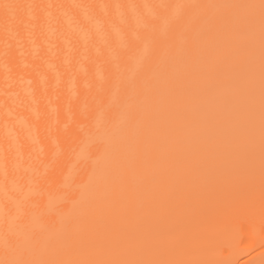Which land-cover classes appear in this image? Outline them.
I'll list each match as a JSON object with an SVG mask.
<instances>
[{
	"label": "snow or ice",
	"instance_id": "snow-or-ice-1",
	"mask_svg": "<svg viewBox=\"0 0 264 264\" xmlns=\"http://www.w3.org/2000/svg\"><path fill=\"white\" fill-rule=\"evenodd\" d=\"M20 5L0 3L6 24ZM172 15L143 21L119 55L120 70L94 97L96 110L83 114L86 124L65 138L63 159L54 160L51 175H36L31 183L38 200L27 207L41 232L51 233L64 210L78 206V219L90 216L104 202L127 197L128 212L141 215L135 203L146 204L139 231L153 229V214L167 224L156 239L138 245L140 251L121 258L34 260L16 256L18 245L5 241L0 264H210L195 249L227 224L242 203L250 220L264 233V0L259 5L187 3L162 5ZM212 9H244L234 27ZM259 9V207L256 201V66L255 33ZM237 32H246L241 41ZM182 79H174L178 69ZM112 93L107 103L102 96ZM167 103L154 135L151 157L140 133L149 104ZM97 110L99 115H97ZM108 157L103 167L99 156ZM65 169L68 174H65ZM143 174L144 181L134 179ZM192 185L194 191L165 202L163 189ZM41 201H46L43 207ZM40 246L33 234L29 253Z\"/></svg>",
	"mask_w": 264,
	"mask_h": 264
},
{
	"label": "bare ground",
	"instance_id": "bare-ground-1",
	"mask_svg": "<svg viewBox=\"0 0 264 264\" xmlns=\"http://www.w3.org/2000/svg\"><path fill=\"white\" fill-rule=\"evenodd\" d=\"M20 5L6 24L0 10V259L5 241L18 245L23 259L75 260L121 258L138 253L141 243L157 238L167 224L153 214V229L141 232L146 204L138 197L136 209L128 212L127 197L104 202L85 218L78 219V206L69 205L56 218L54 232H41L27 207L38 200L31 180L51 175L54 160L63 159L65 138L76 133V124H86L83 114L96 110L94 97L105 81L120 70L119 55L143 21L172 15L175 9L162 5L203 3L259 5L261 0H0ZM248 14L244 9H212L210 15L224 17L234 27ZM256 66V201L259 207V9L254 10ZM239 40L248 38L237 32ZM178 69L174 79H182ZM111 92L103 94L107 103ZM167 103L149 104L141 118L140 133L146 156L151 157L154 135L161 124L160 112ZM97 115H99L97 110ZM103 167L108 157H98ZM65 174L68 170L65 169ZM143 174L134 182L142 184ZM194 191L192 185L172 184L163 189L168 202ZM46 201H41L43 207ZM33 234L40 246L27 250ZM198 258L210 264H264V233L259 220L252 221L241 203L227 224L195 249Z\"/></svg>",
	"mask_w": 264,
	"mask_h": 264
}]
</instances>
